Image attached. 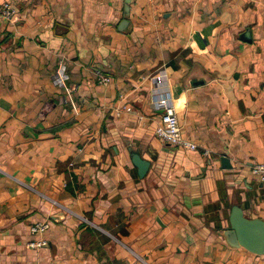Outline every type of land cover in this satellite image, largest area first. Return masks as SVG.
I'll list each match as a JSON object with an SVG mask.
<instances>
[{
    "label": "crops",
    "instance_id": "obj_1",
    "mask_svg": "<svg viewBox=\"0 0 264 264\" xmlns=\"http://www.w3.org/2000/svg\"><path fill=\"white\" fill-rule=\"evenodd\" d=\"M8 1L0 264H264L224 236L234 205L264 220L251 175L264 164V0H133L129 14L127 0ZM165 95L196 150L156 137ZM132 154L150 162L144 178ZM45 220L49 246L29 249Z\"/></svg>",
    "mask_w": 264,
    "mask_h": 264
},
{
    "label": "built area",
    "instance_id": "obj_2",
    "mask_svg": "<svg viewBox=\"0 0 264 264\" xmlns=\"http://www.w3.org/2000/svg\"><path fill=\"white\" fill-rule=\"evenodd\" d=\"M19 17L17 8L11 1L0 2V19L8 21H16ZM166 75L161 73L156 77L158 83H162ZM68 78L67 68L61 65L56 75V82L60 87L66 90L67 98L70 101L74 98V90L68 88L66 81ZM104 82H109V78H103ZM154 107L162 112L161 125L156 129V137L167 146L182 147L188 150H196L197 144L185 139L179 124L172 98L169 95L160 97L154 102ZM129 111V110H127ZM253 178L264 180V164H256L251 168ZM52 222L45 220L43 222L34 223L30 226V234L33 239L27 243V247L31 250L38 251L49 246V240L46 238L47 232L50 230Z\"/></svg>",
    "mask_w": 264,
    "mask_h": 264
},
{
    "label": "water",
    "instance_id": "obj_3",
    "mask_svg": "<svg viewBox=\"0 0 264 264\" xmlns=\"http://www.w3.org/2000/svg\"><path fill=\"white\" fill-rule=\"evenodd\" d=\"M133 0L126 1V13L129 14V5ZM127 20L123 21L121 27L126 25ZM124 28V27H123ZM243 38L251 42V32H245ZM203 82L197 83L201 85ZM131 151V150H130ZM134 166L138 169L139 176L144 178L150 168V162L145 161L139 154H132L131 156ZM222 163L225 168H232L228 158L223 157ZM52 219L56 222L64 220V214L59 213L54 215ZM230 226L224 232V236L229 245L233 247H242L249 252L258 256L264 257V220L261 218L250 219L245 216L241 205H234L232 207L230 219Z\"/></svg>",
    "mask_w": 264,
    "mask_h": 264
}]
</instances>
